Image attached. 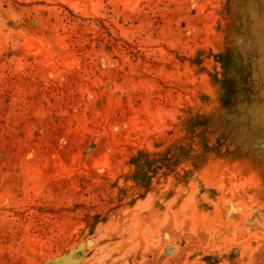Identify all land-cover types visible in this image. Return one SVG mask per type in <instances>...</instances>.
<instances>
[{
  "label": "rangeland",
  "instance_id": "374dc122",
  "mask_svg": "<svg viewBox=\"0 0 264 264\" xmlns=\"http://www.w3.org/2000/svg\"><path fill=\"white\" fill-rule=\"evenodd\" d=\"M0 264H264V0H0Z\"/></svg>",
  "mask_w": 264,
  "mask_h": 264
},
{
  "label": "water",
  "instance_id": "95a60500",
  "mask_svg": "<svg viewBox=\"0 0 264 264\" xmlns=\"http://www.w3.org/2000/svg\"><path fill=\"white\" fill-rule=\"evenodd\" d=\"M86 244H88V245H91L92 244V240H87L86 241ZM85 245V243L83 242V243H81V246H84Z\"/></svg>",
  "mask_w": 264,
  "mask_h": 264
}]
</instances>
